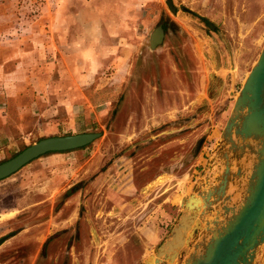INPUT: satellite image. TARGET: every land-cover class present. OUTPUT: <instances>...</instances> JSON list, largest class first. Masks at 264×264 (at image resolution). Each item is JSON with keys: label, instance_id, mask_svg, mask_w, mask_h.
<instances>
[{"label": "rangeland", "instance_id": "1", "mask_svg": "<svg viewBox=\"0 0 264 264\" xmlns=\"http://www.w3.org/2000/svg\"><path fill=\"white\" fill-rule=\"evenodd\" d=\"M98 1L126 21L124 63L46 48L58 8L87 14ZM220 1L172 0L176 15L166 0H0V162L44 137L101 132L0 180V264H142L162 242L264 43V0ZM160 20L171 23L153 49ZM50 80L75 82L79 103L40 98Z\"/></svg>", "mask_w": 264, "mask_h": 264}, {"label": "water", "instance_id": "2", "mask_svg": "<svg viewBox=\"0 0 264 264\" xmlns=\"http://www.w3.org/2000/svg\"><path fill=\"white\" fill-rule=\"evenodd\" d=\"M166 2L174 10L172 0ZM160 31L158 27L152 32L151 45L161 42ZM100 135L41 138L0 162V180L45 153L80 148ZM259 250L263 264L264 43L235 94L201 177L181 197L177 219L142 264H256Z\"/></svg>", "mask_w": 264, "mask_h": 264}, {"label": "crops", "instance_id": "3", "mask_svg": "<svg viewBox=\"0 0 264 264\" xmlns=\"http://www.w3.org/2000/svg\"><path fill=\"white\" fill-rule=\"evenodd\" d=\"M176 1L177 0H174L175 3ZM184 1L185 0H181V3L183 4ZM197 1H200L199 5H204L203 0ZM222 1L223 2L220 1V5L223 7L242 5L241 0ZM92 5L95 9H88L86 11L87 14L81 12L80 14H72L71 16L65 15L63 8H58V13L55 16H51V20L49 19V22L52 23V27L54 29V31H52V35L51 33L49 34L44 31L46 37H48V39L51 38L49 39L51 43L46 45V48L53 52L58 51L60 54L68 56V58L70 56L80 55L83 57L85 63H87V60H91L94 63H103L102 61H105V64L111 62V64L116 63L120 66L121 63H124L127 56L133 54L131 50H134L129 48L128 39L125 37L126 33L122 31V25L126 21L118 19L121 18V16L117 14H121V11H118L115 8H113L110 12L108 8L104 9L99 1L95 2V4L92 3ZM92 5L89 4V6ZM245 5L250 6L254 5V3L250 4V2H248V4L245 3ZM62 6L65 7L64 4ZM173 6L174 10H172V13L176 15L179 14V9H177L176 5ZM182 9L188 12L191 11L184 5L182 6ZM109 17L114 19L113 22L116 27L115 25L110 26L111 20H109ZM201 19L205 20L203 16H200V20ZM156 28L158 27L155 26L149 36L150 48L153 49L160 43L151 45L150 42L151 34ZM103 57L106 58L102 59ZM70 67L72 68V66ZM92 69L96 70L98 69V66H94ZM72 70L74 69L72 68ZM66 84H70V89H67V92L62 88L63 86H67ZM76 86L77 84H75V82L69 83L64 82L63 80H50L46 84L49 92H41L39 97L46 99V101H50L51 103H55V105L68 103L70 106H73L74 104L79 103V100H75L76 90L74 88ZM65 153L67 152H55L48 153L44 156L52 155L48 158L52 160L60 158L61 156L58 155H64ZM12 236L15 237L16 234L14 233Z\"/></svg>", "mask_w": 264, "mask_h": 264}, {"label": "flooded vegetation", "instance_id": "4", "mask_svg": "<svg viewBox=\"0 0 264 264\" xmlns=\"http://www.w3.org/2000/svg\"><path fill=\"white\" fill-rule=\"evenodd\" d=\"M201 21H204V20L201 19ZM167 23L168 22L165 20H160V21H158V23L156 25L157 27H159V30H161L160 32L162 33V38H163V35L165 34V30H166L165 26Z\"/></svg>", "mask_w": 264, "mask_h": 264}, {"label": "bare ground", "instance_id": "5", "mask_svg": "<svg viewBox=\"0 0 264 264\" xmlns=\"http://www.w3.org/2000/svg\"><path fill=\"white\" fill-rule=\"evenodd\" d=\"M164 180V176H159L156 180L152 181L146 188L149 186H154L160 184ZM154 258V255L152 256Z\"/></svg>", "mask_w": 264, "mask_h": 264}, {"label": "trees", "instance_id": "6", "mask_svg": "<svg viewBox=\"0 0 264 264\" xmlns=\"http://www.w3.org/2000/svg\"><path fill=\"white\" fill-rule=\"evenodd\" d=\"M168 22V21H167ZM170 23L171 22H168L167 24H166V26H165V28L167 29V28H169V25H170ZM166 31V30H165ZM88 145H90V144H87V145H85V146H83V147H80V148H76V149H71V150H77V149H82V148H84V147H87ZM71 150H66V151H58V152H67V151H71ZM21 151V150H20ZM48 153H55V152H48ZM48 153H46V154H48Z\"/></svg>", "mask_w": 264, "mask_h": 264}]
</instances>
